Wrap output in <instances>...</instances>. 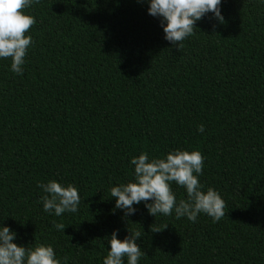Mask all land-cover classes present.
<instances>
[{
	"label": "trees",
	"instance_id": "1",
	"mask_svg": "<svg viewBox=\"0 0 264 264\" xmlns=\"http://www.w3.org/2000/svg\"><path fill=\"white\" fill-rule=\"evenodd\" d=\"M148 6L23 9L35 19L23 74L0 59V223L18 245H52L61 264H103L113 230L139 233L138 264H264V2L222 0L224 22L208 13L178 45ZM177 148L202 154L199 181L219 192L224 216L115 208L109 190L134 180L133 156ZM49 180L78 189L77 213L43 211L37 184Z\"/></svg>",
	"mask_w": 264,
	"mask_h": 264
},
{
	"label": "clouds",
	"instance_id": "2",
	"mask_svg": "<svg viewBox=\"0 0 264 264\" xmlns=\"http://www.w3.org/2000/svg\"><path fill=\"white\" fill-rule=\"evenodd\" d=\"M38 0H0V59L11 58L10 71L23 74L25 56L32 43L28 33L35 23L34 17L23 9L29 8ZM222 0H147L148 14L159 17L164 39L173 45L191 36L195 24L206 14L212 13L220 23ZM264 2V0H262ZM204 132V126H197ZM203 156L197 150L173 149L163 157L150 158L147 153L133 156L129 163L134 166V180L110 188L115 198V208L125 216L136 212L134 205L144 203L149 215L187 218L195 222L201 213L218 221L224 216L225 203L218 191L209 187L204 190L199 181L203 168ZM172 182L182 187L186 199L176 200L171 188ZM37 187L45 193L41 197L43 211L60 216L65 212L77 213L80 204L78 189L72 185H62L56 180L38 182ZM150 201V202H149ZM64 230L62 225H56ZM167 227V226H166ZM165 227V228H166ZM151 231H160L152 228ZM17 233L0 223V264H61V260L50 244H37L25 247L14 243ZM139 233H131L123 240L118 239V230H113L107 241L108 252L103 264H138L142 255L137 243Z\"/></svg>",
	"mask_w": 264,
	"mask_h": 264
}]
</instances>
